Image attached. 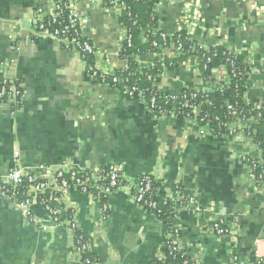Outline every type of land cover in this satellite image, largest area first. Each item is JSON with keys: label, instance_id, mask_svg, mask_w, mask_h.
<instances>
[{"label": "crops", "instance_id": "1", "mask_svg": "<svg viewBox=\"0 0 264 264\" xmlns=\"http://www.w3.org/2000/svg\"><path fill=\"white\" fill-rule=\"evenodd\" d=\"M44 1L0 0V61H15L21 83L19 111L0 117V176L15 166L41 176L46 168L66 162L84 171L114 164L127 181L149 174L159 195L178 187L203 208L201 214L191 208L178 212L185 252L200 255L198 264H234L233 256L252 263L257 240L264 256V194L245 175L240 145L200 133L180 119L155 117L138 92L102 85L77 53L35 35L32 13ZM76 8L88 20L89 41L112 56L115 71H122L127 62L116 55L122 35L118 11L85 0ZM153 11L159 30L173 34L187 28L200 46L221 45L247 58L251 69L245 97L264 104V0H162ZM140 60L151 64L154 54ZM92 62L101 64L102 56ZM198 64L191 57L178 67H165L158 93L212 87L200 78ZM67 198L77 207L78 229L90 239L97 264H151L158 259L165 229L155 215L136 207L127 191L108 196L104 219L99 202L88 194L70 190ZM35 210L41 214L40 207ZM210 218L233 222V231L223 237L210 232ZM0 264L79 261L64 226L41 229L28 223L12 201L0 199Z\"/></svg>", "mask_w": 264, "mask_h": 264}, {"label": "built area", "instance_id": "2", "mask_svg": "<svg viewBox=\"0 0 264 264\" xmlns=\"http://www.w3.org/2000/svg\"><path fill=\"white\" fill-rule=\"evenodd\" d=\"M81 0H45L43 4L37 6L32 13V17L36 23L35 35L47 37L55 42L63 50L73 51L77 53L84 64H87L86 57L97 60L98 54L102 56V62L99 65L90 66L89 74L97 78L102 85L124 86L123 78L118 74L120 70H114L111 64V55L99 52L95 46L89 41L85 33L88 24L87 18L81 14L76 4ZM90 5H95L100 9L114 8L118 11L119 16L125 10L123 0H85ZM137 1V0H135ZM120 24V23H119ZM121 26V41L130 46L131 37L124 26ZM187 32V28L184 29ZM153 31V29L151 30ZM155 31V30H154ZM181 31V30H180ZM188 34V33H187ZM189 35V34H188ZM163 39L171 36L166 32L161 34ZM145 38V37H144ZM146 40V39H145ZM120 41V42H121ZM180 40L174 42L169 41L167 46L163 47V55H169L178 52L180 48ZM162 46V47H161ZM18 49V46H16ZM170 50V52L164 51ZM120 46L116 55L119 56ZM232 60L226 64L219 66L218 72L211 76L209 80H204L202 71L199 72L200 78L212 87L198 90L206 93L210 90H218L228 88V83L235 79L242 81L245 86L248 72L251 69L250 62L244 58V63L248 64V70L241 71L233 63L237 54L231 53ZM139 54L134 56L135 60L140 59ZM199 62L200 58L195 57ZM161 60V56L159 57ZM15 61H0V117L2 114L9 112L10 114L19 111L21 107V83L17 81L15 75ZM186 87V86H185ZM124 88V87H123ZM125 89V88H124ZM127 90V89H125ZM134 92L136 89H129ZM196 91V92H197ZM137 92V91H136ZM196 92L190 93L189 96L183 95V101L180 107H187L191 102L190 114H184L181 118L179 110H163L155 108L154 97H150L148 112L158 118H176L187 124L197 126L200 133H207L211 136L217 128L208 125L205 116L198 111V105H193L192 100L196 96ZM178 94H170L176 97ZM244 103L249 102L244 95L242 96ZM253 108L251 111L244 112L237 110L236 106L229 102H225L224 106L227 112H230L226 121L221 122L219 117H213L212 121L218 123L222 127L223 132L220 137L223 139L233 140L240 145L239 158L241 165L245 171L247 179L251 182L252 187L264 194V140L259 138L257 124L264 121V104L251 103ZM155 108V110H153ZM264 133V124L261 128ZM220 134V133H219ZM154 179L149 174H143L135 181H127L120 168L114 164H107L103 167L84 171L79 167L73 166L70 162L63 163L56 167L46 168V172L37 176L27 168L15 166L6 176H0V199L12 201L22 212L28 223L36 224L41 229H48L54 226H64L73 240L74 252L77 255L79 264H97L89 258H83L81 255L89 251L91 252V242H80V238H75L74 231L78 229L75 220L77 207L68 201L67 195L70 190L88 194L95 201L99 202L101 207V219L106 218L108 212L107 198L110 194L117 190L127 191L130 201L139 209L148 212L156 211L157 204L154 197L149 194L152 189ZM180 188L176 187L163 195L164 200L174 202L176 212L191 208L196 214H201L203 208L197 201L187 194H182ZM36 206L40 207L41 214L35 210ZM175 224L169 225L165 231V238L160 247L167 249V255L172 259L176 255H184L185 249L179 235L182 233V224L179 222V216L174 215ZM233 222H223L222 220H214L210 218L208 230L220 237L227 236L233 231ZM260 240L256 242V260L249 264H264V256L260 254ZM158 260H165L164 253L157 254ZM200 255L183 259L180 263L169 262L168 264H198ZM234 264H248L238 260L233 256Z\"/></svg>", "mask_w": 264, "mask_h": 264}, {"label": "trees", "instance_id": "3", "mask_svg": "<svg viewBox=\"0 0 264 264\" xmlns=\"http://www.w3.org/2000/svg\"><path fill=\"white\" fill-rule=\"evenodd\" d=\"M125 4V10L121 12L119 16V23L124 26L128 34L131 37L130 46H127L124 41L120 42V52L119 57L126 60L125 68L119 72L120 76L123 78L124 88L136 89L141 99L143 100L145 107L149 109L150 97H154L155 108H160L163 110H179L181 115L193 113L191 110V102L187 107H180L183 101V95L189 96L190 93L196 92L197 90L192 86H186L183 90L178 93L176 97H171L170 94H159L156 90V84L161 78L163 69L165 67H178L180 64L187 61L191 57H199L200 62L198 64L199 72L202 71V76L204 80H209L211 76L218 72L219 66L221 64H226L232 60V55L229 51L221 45H216L213 47L204 48L200 46L197 41L192 39L185 30L177 31L171 36H167L163 39L161 34L163 31L157 28V19L153 11V7L156 3L162 0H123ZM153 29V31H151ZM155 30V31H154ZM145 37L146 40L141 38ZM180 40V48L178 52L173 54V51L169 55H163V47L159 48L160 45L167 46L169 41L174 42L175 40ZM170 47V46H169ZM146 53L154 54V60L151 64H145L140 59L135 60L134 56L136 54L143 55ZM161 56V60L159 57ZM233 63L241 71L248 70V64L244 63V58L240 55L235 56ZM87 67L93 65L90 57H86ZM228 88L210 90L206 93L200 91L196 92L195 98L192 100L193 105H198V111L201 115L205 116V119L213 128H217L214 137L221 138L220 135L223 132L222 127L218 126V123L213 122V117H219L221 122L226 121L230 112L225 109V102H229L236 106L237 110L241 109L244 112L251 111L253 105L251 103L246 104L242 100V96L245 92V86L242 81H236L232 79L228 83ZM111 86V84L106 85ZM155 108L153 110H155ZM264 124L260 122L256 125L259 131V138L264 140V133L261 128ZM220 133V134H219ZM158 183L153 182L152 189L150 191L151 197L157 204L156 211H148L147 213L155 215L162 223L165 231L168 229L169 225L175 224L177 221L174 215L177 214L176 206L174 202L170 200H164L162 195L157 193ZM179 191L185 195V193L179 189ZM186 196V195H185ZM75 238H80V242H90L89 238H86L83 233L76 229L74 231ZM181 236V232L179 234ZM158 253H164L166 255L165 260H156L151 264H168L169 262L180 263L181 260L188 258L186 252L184 255H176L174 259L167 255V249L161 248ZM83 258H89L96 262L94 256L91 252L86 251L81 255ZM97 263V262H96Z\"/></svg>", "mask_w": 264, "mask_h": 264}]
</instances>
